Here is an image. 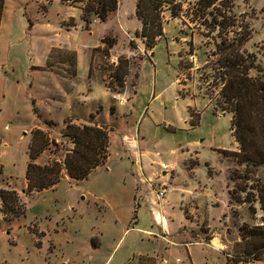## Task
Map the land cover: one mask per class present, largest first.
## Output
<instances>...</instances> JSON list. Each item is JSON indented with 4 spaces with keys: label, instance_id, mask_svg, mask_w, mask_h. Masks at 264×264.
<instances>
[{
    "label": "rangeland",
    "instance_id": "1",
    "mask_svg": "<svg viewBox=\"0 0 264 264\" xmlns=\"http://www.w3.org/2000/svg\"><path fill=\"white\" fill-rule=\"evenodd\" d=\"M28 1L5 0L0 25V189L17 192L25 208L13 220L0 213V264H135L141 255L137 264H160L161 256H148L164 253L165 264L176 258L180 264H264V235H255L264 232L255 188L264 182V166L246 172L215 149L238 151V145L229 130L231 115L217 106L220 80L213 70L218 68L215 54L225 16L223 22L234 25L226 31L249 33L241 50L253 54L264 73V0H217L208 8L198 0H180L181 9L178 1L163 4L162 35L153 47L134 33L136 21L115 26L118 41L109 34L104 38L114 41L110 49L103 44L91 50L87 81L75 78V53L66 45L48 52L43 67H32L44 63L55 37L46 34L53 30L41 22L28 31L29 20L40 19L28 10ZM100 1L61 3L81 7L88 24L95 17L89 9L99 10ZM1 6L2 0L0 12ZM133 10L131 0L122 1V15ZM105 29L99 26L88 42L73 41L92 45ZM124 60L125 73L117 81L114 75ZM67 122L104 128L108 134L109 158L83 181L74 182L65 173L64 157L72 149L64 135ZM41 128L48 145L34 162H58L63 177L51 189L29 192L28 147L33 131ZM151 159L158 161L151 162L157 168L152 191L162 182L169 186L175 174L176 183L189 185V178L198 177L202 186L215 189L216 200L206 201L198 212L181 208L186 227L180 228V208L164 209L171 230L180 228L173 242H201L200 235L209 247L185 249L159 237L161 226L151 212L159 208L147 204L144 191L134 193L132 180L138 177L130 172ZM161 163L179 168L161 181ZM209 205L222 208L212 216Z\"/></svg>",
    "mask_w": 264,
    "mask_h": 264
},
{
    "label": "trees",
    "instance_id": "2",
    "mask_svg": "<svg viewBox=\"0 0 264 264\" xmlns=\"http://www.w3.org/2000/svg\"><path fill=\"white\" fill-rule=\"evenodd\" d=\"M178 1L176 7L181 9L180 0H138L135 15L141 21L140 36L146 40L149 47L162 35L160 10L163 4ZM204 8H208L217 0H198ZM99 10L89 9L100 20L105 21L108 14L117 8V0H101ZM2 7V6H1ZM174 11V8H171ZM1 14V12H0ZM218 15H221L220 13ZM87 24L85 15L82 16ZM220 41L217 45L218 68L217 78L220 80L219 100L217 106L231 115L230 132L238 145V151L218 150L225 157L244 166L246 172L250 167L264 166V73L256 64V57L241 50L249 38L248 32L238 33L236 30L225 29L232 26L225 16H221ZM225 23V24H224ZM234 26V25H233ZM230 34V35H229ZM102 43L110 49L114 41L102 39ZM103 48V52L106 53ZM75 64V58L73 66ZM127 60L119 66L114 78L120 81V75L125 73ZM254 70L257 74L252 76ZM112 92L113 90L107 86ZM192 127L196 124L191 123ZM64 135L70 138L72 149L64 157V169L68 178L74 182L85 180L92 170L102 166L108 158V134L104 128L97 126H76L66 123ZM48 140L42 130H34L28 147L29 162L26 165L25 179L29 192H42L55 187L62 180V167L58 162L40 166L34 161L47 147ZM257 202L264 211V182L257 183ZM0 213L4 219L13 220L25 214L24 204L14 190L0 189ZM264 235L256 232L255 235ZM264 245V244H263Z\"/></svg>",
    "mask_w": 264,
    "mask_h": 264
},
{
    "label": "crops",
    "instance_id": "3",
    "mask_svg": "<svg viewBox=\"0 0 264 264\" xmlns=\"http://www.w3.org/2000/svg\"><path fill=\"white\" fill-rule=\"evenodd\" d=\"M122 1L123 0H117V8L113 12L111 16H108L105 21H100L96 16L92 19V21L88 24L85 23L83 20V11L81 7H64V5L61 3V0H29L27 2V5H29L28 10H32V13L36 14L40 17V19H35L34 22H31L29 20V27L28 31H34L37 27L36 22H41L42 24H45L47 27L46 29L50 30L52 29V33H46V34H53L54 35V42H51L49 45H47V50L45 51L44 56V63L38 65V66H32V67H43L45 64V61L47 59V53L51 52L53 49H62L66 45V49L71 50L74 52V58H75V64L74 68L76 71L75 78L78 80V76H82L85 78V80H88V73H89V63L91 60V50L97 47H100L99 45H103L102 39H104L105 36L112 34L115 36V38H118L117 31L115 30V26H118L119 28H125V24L127 25L128 22L134 20L138 23V27L135 28L134 33H139L141 30V22L136 18L135 11H136V5L138 0H131L133 5V11L129 15H122L121 14V7H122ZM4 6H5V0H2V7H1V14H0V25L2 22L3 14H4ZM126 19V20H125ZM68 21H71L72 23H67ZM50 25V27H48ZM103 25L106 29L103 30L101 34L97 36V40L92 45H85L86 41L80 40L79 44H77L73 40H77L80 38H87L88 42V35L92 36L95 34V30ZM91 26V27H90ZM126 36L130 37L131 35L125 31L124 32ZM118 41V39H117ZM100 43V44H99ZM47 63V62H46ZM105 90V89H104ZM105 93H107L105 91ZM216 117V116H215ZM224 117V116H223ZM185 123L188 124V119L185 118ZM42 129V128H41ZM43 131V129H42ZM218 150H224L220 148H215ZM155 157H157L158 153H155ZM109 158V157H108ZM158 159V158H157ZM151 162L157 163L158 161L154 159H151L148 164H143V166L140 167H134L132 166L131 174L135 176V171L137 172L138 179L132 180L135 183V189L134 193H141L143 192V198L146 200L147 204L154 208H159V211H151L154 215V223L157 226H161V231L159 234V237L166 242L167 244H170L171 246L176 247H182L185 249H189L192 245H199L203 247H209L207 244H204V239L198 235L197 237L201 239V242L195 241V243H185L184 242H173V236L174 234L183 227H186V223H188V220L185 218L183 214V209L181 208H193L194 211L198 212L199 208H202L206 205V201H210V203L216 198L217 194L215 189H211L208 186L201 185L200 181L198 180V177L189 178V181H191L189 185L186 183H176L178 180V175L175 174V177L171 180L169 185L170 191L167 194L166 198L162 200L161 202H158L157 198L155 197L154 191L151 189V184L155 178H156V172L157 168L156 165H151ZM164 164V163H163ZM169 166L170 170H173L174 168H179V164L177 163H169L166 164ZM199 166V162L197 165ZM207 166V165H206ZM208 167V166H207ZM144 171V173L142 172ZM92 172V171H91ZM169 169L166 171H161L160 180H164L169 176ZM90 175V174H89ZM88 175V176H89ZM132 176V178H133ZM207 176V179L209 181H213V178L211 176ZM198 180V181H197ZM197 181V182H196ZM194 182L197 184L194 185ZM165 183V182H162ZM139 184V185H138ZM140 187V189H139ZM174 194H177L176 196H173ZM174 198V199H173ZM174 206V207H173ZM180 208V211L182 212L183 221L180 224V228H178L176 231L171 230L170 226V217L167 219L164 216V209L165 208ZM209 208H211L212 216H215L214 210L222 208L221 205L215 206L209 205ZM191 209L190 211H193ZM219 215V214H217ZM212 221H214L212 219ZM218 221V220H216ZM219 222V221H218ZM191 226V224H190ZM149 232V231H147ZM171 238V239H169ZM166 251V250H165ZM166 253L162 255H154V256H148L153 259H157L160 256L162 259L159 260L160 264H165L167 261L164 257ZM143 256V255H141ZM138 256L136 259L135 264H137L138 259L141 257ZM146 256V255H145ZM190 261L191 256H190ZM180 259L176 258L174 264H180ZM203 264H207L206 260Z\"/></svg>",
    "mask_w": 264,
    "mask_h": 264
},
{
    "label": "built area",
    "instance_id": "4",
    "mask_svg": "<svg viewBox=\"0 0 264 264\" xmlns=\"http://www.w3.org/2000/svg\"><path fill=\"white\" fill-rule=\"evenodd\" d=\"M66 3H71L72 0H64ZM160 168L161 171H166V170H170L172 168H170L169 166H167L166 164L161 163L160 164ZM170 188L169 186H166L164 183L160 185L159 190L154 191L155 197L157 198L158 201H162L166 198L167 194L169 193Z\"/></svg>",
    "mask_w": 264,
    "mask_h": 264
}]
</instances>
